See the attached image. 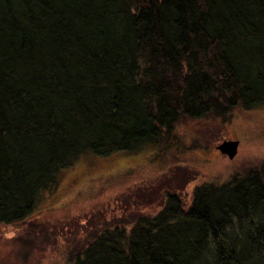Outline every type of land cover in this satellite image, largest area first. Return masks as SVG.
I'll use <instances>...</instances> for the list:
<instances>
[{
	"label": "trees",
	"instance_id": "obj_1",
	"mask_svg": "<svg viewBox=\"0 0 264 264\" xmlns=\"http://www.w3.org/2000/svg\"><path fill=\"white\" fill-rule=\"evenodd\" d=\"M264 104V0H0V224L59 172ZM178 144V143H177ZM69 264H264V166L100 231Z\"/></svg>",
	"mask_w": 264,
	"mask_h": 264
},
{
	"label": "rangeland",
	"instance_id": "obj_2",
	"mask_svg": "<svg viewBox=\"0 0 264 264\" xmlns=\"http://www.w3.org/2000/svg\"><path fill=\"white\" fill-rule=\"evenodd\" d=\"M180 142L108 156L86 154L61 170L25 221L0 224V264H69L100 231L157 214L167 193L184 208L196 187L264 166V104L226 119H182ZM237 140L233 159L216 148Z\"/></svg>",
	"mask_w": 264,
	"mask_h": 264
},
{
	"label": "water",
	"instance_id": "obj_3",
	"mask_svg": "<svg viewBox=\"0 0 264 264\" xmlns=\"http://www.w3.org/2000/svg\"><path fill=\"white\" fill-rule=\"evenodd\" d=\"M238 145L239 141L237 140H224L216 148L221 154L226 155L229 159H233L237 153Z\"/></svg>",
	"mask_w": 264,
	"mask_h": 264
}]
</instances>
